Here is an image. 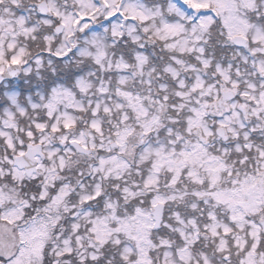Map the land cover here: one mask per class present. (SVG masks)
Here are the masks:
<instances>
[{"label": "snow or ice", "instance_id": "obj_1", "mask_svg": "<svg viewBox=\"0 0 264 264\" xmlns=\"http://www.w3.org/2000/svg\"><path fill=\"white\" fill-rule=\"evenodd\" d=\"M0 264H264V0H0Z\"/></svg>", "mask_w": 264, "mask_h": 264}]
</instances>
